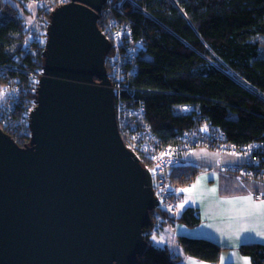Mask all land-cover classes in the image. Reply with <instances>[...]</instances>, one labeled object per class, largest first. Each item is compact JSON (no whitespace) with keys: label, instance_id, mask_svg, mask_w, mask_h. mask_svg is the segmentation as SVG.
<instances>
[{"label":"trees","instance_id":"1","mask_svg":"<svg viewBox=\"0 0 264 264\" xmlns=\"http://www.w3.org/2000/svg\"><path fill=\"white\" fill-rule=\"evenodd\" d=\"M32 1L0 0V127L19 145L29 141L27 119L21 112L34 103L53 0L41 3L37 20L28 24L27 5ZM133 1L135 6L124 2L120 7L119 0H108L109 11L99 14L97 21L109 34L106 19L114 17L124 31L105 56L108 76L118 89L115 105L123 139L136 135L140 151L179 146L184 161L168 170L171 181L178 184L193 180L202 170L186 157V133L208 137L211 128L223 131L215 143L204 146L220 152L240 151L245 157L237 165L245 164L249 154L244 150L264 145V0ZM129 42L137 53L122 58ZM182 105L194 110L182 113ZM219 143L224 149L219 150ZM253 153L260 159L248 167L249 178L240 170L220 169L226 173L221 180L232 184L227 188L230 193L241 191L239 180L264 186V148ZM154 211L144 234L148 250L135 264H165L149 250ZM160 214L171 224L193 227L200 222L198 209L191 205L176 214L166 210ZM177 239L189 255L219 259L222 247L211 239L182 235ZM239 250L252 264H264L263 243L244 242Z\"/></svg>","mask_w":264,"mask_h":264},{"label":"water","instance_id":"2","mask_svg":"<svg viewBox=\"0 0 264 264\" xmlns=\"http://www.w3.org/2000/svg\"><path fill=\"white\" fill-rule=\"evenodd\" d=\"M106 2L50 11L29 141L0 128V264H135L148 250L159 201L119 130Z\"/></svg>","mask_w":264,"mask_h":264},{"label":"crops","instance_id":"3","mask_svg":"<svg viewBox=\"0 0 264 264\" xmlns=\"http://www.w3.org/2000/svg\"><path fill=\"white\" fill-rule=\"evenodd\" d=\"M219 161L224 162L223 160ZM238 162L225 163L237 164ZM206 166L193 178L192 190L186 192V200L183 205V207L187 205L196 207L199 211L200 222L193 227L174 222L171 227H176L178 236L213 240L222 247L219 259L208 261L186 254L176 239V250L166 247L175 254L174 260L170 264H246V261L247 264H252L250 258L240 252L239 246L244 242L264 244V205L261 204L264 199L254 198L252 194L256 190L264 192V186L239 180L236 182L239 183L241 191L230 193L227 188L232 184L228 183V180H221L220 177L226 176V173H221L220 169H208L209 165ZM200 167H204V165ZM248 196H251L252 199H237ZM149 250L158 258L167 254V250H164L163 254H161L163 250L160 249L150 247ZM163 262L169 264V261L167 262L165 259Z\"/></svg>","mask_w":264,"mask_h":264},{"label":"built area","instance_id":"4","mask_svg":"<svg viewBox=\"0 0 264 264\" xmlns=\"http://www.w3.org/2000/svg\"><path fill=\"white\" fill-rule=\"evenodd\" d=\"M45 0H41L40 2L43 3ZM70 0H58L59 4L69 2ZM108 1V0H107ZM124 2L130 3L131 5H136L133 0H119L120 7ZM54 3V2H53ZM107 3V2H106ZM105 3V4H106ZM52 4V3H51ZM51 6V5H50ZM109 7L105 8V5L103 6L100 14L104 13L107 14L109 11ZM52 9L49 10V12ZM106 26L110 30L109 34H106L104 31V34L109 38L110 43L114 46L118 44V42L121 41V38L123 36L124 31L120 29L116 25V19L114 17H107L106 19ZM46 31V29H45ZM128 29H126V32ZM44 46V43H43ZM127 53H124L121 55L122 58H133L135 54L137 53V49L134 45V43L129 42L128 49L126 51ZM43 69V63L42 67L40 68L39 76L42 73ZM230 74V72H228ZM39 79V78H38ZM111 80V79H110ZM112 82V81H111ZM113 84V83H112ZM38 85V80L36 84V89ZM114 89L117 95L118 89L115 85ZM36 89H35V99H36ZM116 97V96H115ZM35 99L33 105L26 108L21 112V117H26L27 119V125L29 121V114L33 107L35 106ZM194 110V107L191 105H182L180 107V111L182 113H190ZM1 128V127H0ZM30 130L28 126V133L29 136ZM208 137H205L198 132H190L186 133L184 135L186 149L189 150L190 148L201 144V145H208L210 142L215 143L216 139H220V137L223 136V131L211 128V130L208 132ZM128 138L125 141V144L131 148L141 159L143 164L150 170L152 179H153V188L155 191V194L159 201V206L163 205L166 209V211L170 214H176L179 211V206L185 203V197L186 192L181 191V189H188L189 184H178L171 181L170 175L168 170L172 168L176 164H180L182 161H184V158L179 155V146H174L172 144L163 145L160 147H151L149 150L143 149L140 151L137 148V136L134 134H128ZM143 147L144 144H141ZM219 150H222V144L219 143L218 145ZM256 148H264L263 144H256L249 146V149H245L244 151L248 155V161H246L245 164H226L222 161H218L215 164H211L208 166V169L215 170V169H230V170H240V172L243 174V177L249 178L252 176V172L249 170L252 166L256 165V163L259 161L260 158H257L254 153L251 155V151L255 150ZM252 149V150H251ZM257 152V150H256ZM249 167V168H248ZM254 198L258 199H264V192L261 191H255L252 193Z\"/></svg>","mask_w":264,"mask_h":264},{"label":"rangeland","instance_id":"5","mask_svg":"<svg viewBox=\"0 0 264 264\" xmlns=\"http://www.w3.org/2000/svg\"><path fill=\"white\" fill-rule=\"evenodd\" d=\"M54 1V3H52ZM50 1L51 6L49 9H53L57 5H60L58 3V0ZM41 2L32 1L27 5L28 13L26 14V20L28 24L34 23L35 20H37V11L40 7ZM21 15H23L22 10L20 11ZM50 13V12H49ZM48 13V15H49ZM47 20L49 21L48 17ZM187 159L190 162H193L194 164H197L198 167L201 165H211L215 164L219 160H223L224 162H238L242 160L245 155L242 154L240 151H229L226 150L224 152H220L218 150L210 149L207 146L197 145L192 148H190L187 152ZM203 168V167H200ZM203 171V170H202ZM193 180L187 181L183 184H189V188H191ZM188 192V191H187ZM263 192V191H261ZM187 195V194H186ZM186 199V197H185ZM185 204V203H184ZM183 204V205H184ZM182 205V204H181ZM181 205L179 206V210L181 209ZM165 211V207L163 205L159 206L157 209H155L154 214L156 216V224L152 227L150 230L151 232V247L163 250L161 254L164 253V250H167V254H163L162 257L159 258L160 261L163 262V259H165L169 264L174 260L175 254H173L170 250H176V243L177 238L181 235H176V232L178 231L175 228L171 227L174 224L170 225L168 222L164 220V218L161 216L160 211ZM176 237V238H175ZM177 239V240H176ZM179 243V242H178ZM169 248V249H166ZM187 254V253H186ZM168 260H167V259Z\"/></svg>","mask_w":264,"mask_h":264},{"label":"snow or ice","instance_id":"6","mask_svg":"<svg viewBox=\"0 0 264 264\" xmlns=\"http://www.w3.org/2000/svg\"><path fill=\"white\" fill-rule=\"evenodd\" d=\"M192 189L191 188H188V189H181V191H191ZM212 191H215V189H212ZM237 199H242V200H251L252 197L251 196H248V197H240V198H237ZM261 204L264 205V201H261ZM181 207H183V205H181ZM246 264H247V261H246Z\"/></svg>","mask_w":264,"mask_h":264}]
</instances>
